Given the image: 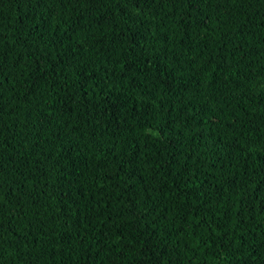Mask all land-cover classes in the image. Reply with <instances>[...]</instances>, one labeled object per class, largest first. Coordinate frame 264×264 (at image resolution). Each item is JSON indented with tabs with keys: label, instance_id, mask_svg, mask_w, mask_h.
<instances>
[{
	"label": "trees",
	"instance_id": "obj_1",
	"mask_svg": "<svg viewBox=\"0 0 264 264\" xmlns=\"http://www.w3.org/2000/svg\"><path fill=\"white\" fill-rule=\"evenodd\" d=\"M0 264H264V0H0Z\"/></svg>",
	"mask_w": 264,
	"mask_h": 264
}]
</instances>
